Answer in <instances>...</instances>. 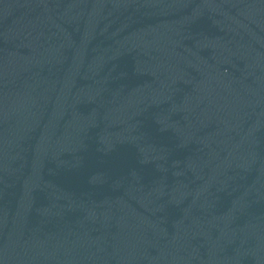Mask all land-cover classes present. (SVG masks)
I'll use <instances>...</instances> for the list:
<instances>
[{"label": "water", "instance_id": "95a60500", "mask_svg": "<svg viewBox=\"0 0 264 264\" xmlns=\"http://www.w3.org/2000/svg\"><path fill=\"white\" fill-rule=\"evenodd\" d=\"M0 264H264V0H0Z\"/></svg>", "mask_w": 264, "mask_h": 264}]
</instances>
